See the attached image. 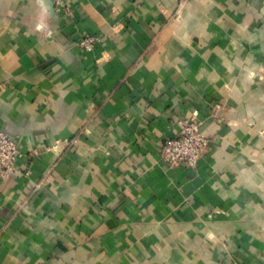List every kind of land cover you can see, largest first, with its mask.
<instances>
[{"label": "crops", "instance_id": "0c3cea01", "mask_svg": "<svg viewBox=\"0 0 264 264\" xmlns=\"http://www.w3.org/2000/svg\"><path fill=\"white\" fill-rule=\"evenodd\" d=\"M62 2L0 0V264H264V0Z\"/></svg>", "mask_w": 264, "mask_h": 264}, {"label": "built area", "instance_id": "2783aa9c", "mask_svg": "<svg viewBox=\"0 0 264 264\" xmlns=\"http://www.w3.org/2000/svg\"><path fill=\"white\" fill-rule=\"evenodd\" d=\"M55 6L63 5L62 0H51ZM99 37L94 34H85L77 40L83 50H91ZM203 120L198 110L178 120L177 131L163 140L160 146V156L170 165L185 164L194 167L198 164L206 148L207 138L202 131ZM22 154L20 144L13 134L0 127V175L11 171L15 161Z\"/></svg>", "mask_w": 264, "mask_h": 264}, {"label": "water", "instance_id": "95a60500", "mask_svg": "<svg viewBox=\"0 0 264 264\" xmlns=\"http://www.w3.org/2000/svg\"><path fill=\"white\" fill-rule=\"evenodd\" d=\"M48 2L52 3L51 0H48Z\"/></svg>", "mask_w": 264, "mask_h": 264}]
</instances>
